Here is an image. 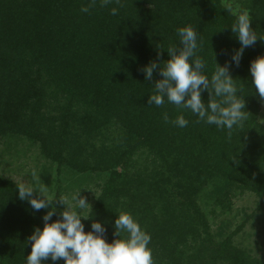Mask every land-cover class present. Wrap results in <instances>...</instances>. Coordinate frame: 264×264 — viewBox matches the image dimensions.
I'll return each instance as SVG.
<instances>
[{
  "label": "trees",
  "instance_id": "16d2710c",
  "mask_svg": "<svg viewBox=\"0 0 264 264\" xmlns=\"http://www.w3.org/2000/svg\"><path fill=\"white\" fill-rule=\"evenodd\" d=\"M239 1L250 12L252 29L264 35V0ZM121 4L0 0V135H25L47 158L78 172L108 173L84 224L87 232L93 221L100 222L108 243L118 239L116 215L127 212L151 235L154 264L175 263L183 255L193 264H264L229 241L203 247L209 225L196 204L208 185L219 207L234 187L252 189L264 203L262 99L249 72L250 62L264 55V40L245 48L237 67L231 64V54L240 47L231 31L236 14L223 0ZM84 7L87 13L81 11ZM112 7H118V15L110 14ZM185 25L199 33L206 74L214 69V60L221 66L229 63L230 75L243 85L244 93L237 94L250 118L230 139L226 130L198 122L189 110L167 102L148 104L161 77L154 70L145 79L142 69L150 62H166L170 45L182 47L176 30ZM61 97L63 107L53 106L52 100ZM201 98L206 103L208 92L202 91ZM178 115L188 120L186 127L171 123ZM103 133L111 135L100 140ZM53 204L49 223L66 210ZM34 212L27 200L19 199L17 185L0 178V264H25L29 237L44 226ZM200 238L199 247L187 252Z\"/></svg>",
  "mask_w": 264,
  "mask_h": 264
},
{
  "label": "clouds",
  "instance_id": "9594fccd",
  "mask_svg": "<svg viewBox=\"0 0 264 264\" xmlns=\"http://www.w3.org/2000/svg\"><path fill=\"white\" fill-rule=\"evenodd\" d=\"M95 2L93 0V4ZM112 3L122 6L121 0H100L101 6ZM81 11L87 13L89 8L84 7ZM118 12V7L110 9L113 16ZM250 21V12L244 9L236 13L231 25V31L240 45L231 54V64L237 67L244 49L254 45L257 39L264 40V35L252 29ZM176 33L182 47L170 45L167 48L170 58L166 62L159 65L150 62L142 69L145 79L150 80L154 70H158L161 77L155 82L148 104L161 107L167 102L179 109L189 110L198 117V122L226 130L230 139L234 130L240 132L245 129V122L250 118L243 96L237 94L244 93L243 85L230 75L229 63L221 66L213 59L214 69L210 75L206 74L207 61L199 55L202 41L192 25L180 27ZM249 72L252 86L264 100V55L250 62ZM202 91L209 94L206 103L201 98ZM164 120L169 121L166 113ZM171 123L184 128L189 122L184 115H178ZM31 177V181L17 185L19 199L27 200L35 211L49 210L42 217L43 228H35L29 237L31 251L25 257V264H44L49 259L53 262L63 259L64 264H154L149 247L151 235L130 213L116 215L114 234L118 239L108 243L103 238L105 228L100 222L93 221L91 231H85L81 218H89L90 215L83 213L90 205L80 189L72 194L70 200L67 196L59 197L60 203L67 208L60 213L61 219L49 223L56 211L53 207L56 196L46 194L47 187L41 183L37 170L31 172ZM34 193L38 195L34 197ZM122 234H125L124 238H121Z\"/></svg>",
  "mask_w": 264,
  "mask_h": 264
},
{
  "label": "rangeland",
  "instance_id": "374dc122",
  "mask_svg": "<svg viewBox=\"0 0 264 264\" xmlns=\"http://www.w3.org/2000/svg\"><path fill=\"white\" fill-rule=\"evenodd\" d=\"M223 1L231 7L230 9L235 14L243 10V4L239 0ZM61 98L58 102L53 99L51 102L53 106L63 107L65 99L64 97ZM53 115L57 117L55 111ZM258 122L264 126V100L260 104ZM110 135L103 133L98 138L105 140V137H110ZM136 156L134 154L131 159H135ZM33 170L39 172L41 183L47 187L46 194L56 196L53 203L60 204L65 209L67 206L60 203L59 197L67 196L70 200L72 194L81 189V195L86 198L90 205L84 210L83 214L85 215H88L92 205L100 195L101 187L104 185L108 174L89 169L85 172H78L64 164L59 165L47 158L40 145L25 135L10 133L0 135V178L18 185L21 182L31 181ZM248 184L249 181L245 186L247 187ZM34 194L38 195V193ZM211 194L212 186L208 185L202 187L196 199L199 211L209 225L206 234H203L202 246L205 247L206 245V248H210L212 245H220L229 241L236 249H245L251 257L264 260V203L262 199L252 189L234 187L230 199L224 200L222 207H219L210 198ZM48 210L42 209L39 213L35 211V219L43 224L42 217ZM86 220L81 218L83 224ZM199 241L201 238L190 244L187 252H194ZM193 260L183 255L179 261L171 264H193Z\"/></svg>",
  "mask_w": 264,
  "mask_h": 264
}]
</instances>
